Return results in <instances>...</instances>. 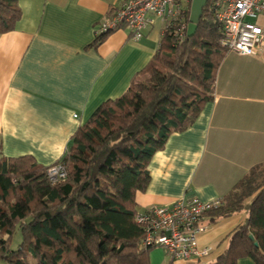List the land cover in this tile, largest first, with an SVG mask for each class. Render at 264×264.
Instances as JSON below:
<instances>
[{"label":"trees","instance_id":"16d2710c","mask_svg":"<svg viewBox=\"0 0 264 264\" xmlns=\"http://www.w3.org/2000/svg\"><path fill=\"white\" fill-rule=\"evenodd\" d=\"M190 10L191 3L185 12L188 24ZM21 16L19 0H0V34L14 30ZM179 28L175 22L166 25L158 51L128 89L104 101L80 126L55 163L66 166V178L53 182L51 165L29 154L0 157V261L151 264L155 247L142 242L137 194L151 183L156 153L173 133L189 129L213 99L218 70L229 53L210 3L192 36L187 30L180 40ZM240 212L246 213L245 221L210 264H239L244 258L264 264V163L222 198L210 220ZM17 230L22 241L13 248Z\"/></svg>","mask_w":264,"mask_h":264},{"label":"crops","instance_id":"0c3cea01","mask_svg":"<svg viewBox=\"0 0 264 264\" xmlns=\"http://www.w3.org/2000/svg\"><path fill=\"white\" fill-rule=\"evenodd\" d=\"M123 1L19 0L22 16L15 29L0 34V157L29 154L40 164H55L80 126L104 101L122 95L154 57L166 23L153 15L138 40L119 27L97 42L99 24ZM189 5L183 2L186 10ZM257 22L264 29V15ZM263 163L264 42L256 55L227 54L213 99L189 129L173 133L154 156L151 183L137 194L139 210L181 198H223ZM210 218L198 236L208 255L173 259L156 247L151 264L215 261L246 213ZM239 264L256 263L244 258Z\"/></svg>","mask_w":264,"mask_h":264},{"label":"built area","instance_id":"2783aa9c","mask_svg":"<svg viewBox=\"0 0 264 264\" xmlns=\"http://www.w3.org/2000/svg\"><path fill=\"white\" fill-rule=\"evenodd\" d=\"M192 0H124L112 15L103 20L97 35H107L119 27L131 31L135 40L154 22L162 18L168 24L179 23L175 33L180 40L188 30L186 7ZM210 8L222 24L223 47L230 53L256 55L264 42V29L257 19L264 15V0H209ZM153 15V16H152ZM77 116V115H76ZM48 176L53 182L67 176L64 164L51 165ZM222 205V198L201 200L197 197L181 198L168 206L154 205L139 210L136 219L145 229V246L162 247L173 259L204 257L209 248H201L198 236L207 229L210 212Z\"/></svg>","mask_w":264,"mask_h":264},{"label":"water","instance_id":"95a60500","mask_svg":"<svg viewBox=\"0 0 264 264\" xmlns=\"http://www.w3.org/2000/svg\"><path fill=\"white\" fill-rule=\"evenodd\" d=\"M209 0H192L191 2V10H190V18H189V25H188V35L192 36L201 21L204 8L208 4ZM250 238L254 240L253 235H250ZM256 245H258L257 242H255Z\"/></svg>","mask_w":264,"mask_h":264},{"label":"rangeland","instance_id":"374dc122","mask_svg":"<svg viewBox=\"0 0 264 264\" xmlns=\"http://www.w3.org/2000/svg\"><path fill=\"white\" fill-rule=\"evenodd\" d=\"M22 241V235H21V231L17 230L15 236H14V240H13V248H17L19 243ZM0 264H7V262L5 260H1Z\"/></svg>","mask_w":264,"mask_h":264}]
</instances>
